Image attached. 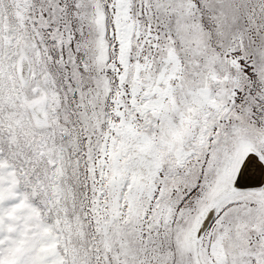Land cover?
<instances>
[{
    "label": "snow or ice",
    "instance_id": "obj_1",
    "mask_svg": "<svg viewBox=\"0 0 264 264\" xmlns=\"http://www.w3.org/2000/svg\"><path fill=\"white\" fill-rule=\"evenodd\" d=\"M0 264H264V0H0Z\"/></svg>",
    "mask_w": 264,
    "mask_h": 264
}]
</instances>
